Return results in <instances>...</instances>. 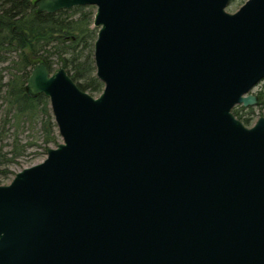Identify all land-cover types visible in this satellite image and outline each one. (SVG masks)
I'll use <instances>...</instances> for the list:
<instances>
[{"label": "water", "instance_id": "obj_1", "mask_svg": "<svg viewBox=\"0 0 264 264\" xmlns=\"http://www.w3.org/2000/svg\"><path fill=\"white\" fill-rule=\"evenodd\" d=\"M34 0L94 8L93 97L35 63L61 142L0 185V264H264V0Z\"/></svg>", "mask_w": 264, "mask_h": 264}, {"label": "trees", "instance_id": "obj_2", "mask_svg": "<svg viewBox=\"0 0 264 264\" xmlns=\"http://www.w3.org/2000/svg\"><path fill=\"white\" fill-rule=\"evenodd\" d=\"M34 0H0V142L8 131H13L11 151L2 152L0 158L12 161L23 156L25 149L35 147V142L19 146L21 131L39 126L46 154L58 142L57 128L43 95L31 98L25 84L35 63L45 62L50 70L62 68L77 87L97 96L103 84L95 77L93 43L97 30L92 28L94 9L76 7L55 14L38 13ZM264 97L262 94L259 99ZM234 114V113H233ZM238 120L248 126L249 118L235 113ZM2 174L13 172L5 169Z\"/></svg>", "mask_w": 264, "mask_h": 264}, {"label": "rangeland", "instance_id": "obj_3", "mask_svg": "<svg viewBox=\"0 0 264 264\" xmlns=\"http://www.w3.org/2000/svg\"><path fill=\"white\" fill-rule=\"evenodd\" d=\"M246 1L247 0H231L230 4L226 9L227 12L229 13L236 12ZM4 66L5 65H0V70H2V76H5L7 73V71L3 68ZM251 94L255 95L258 99V102L254 107L243 108L242 106H236L233 109L234 115L235 113H237L238 115L242 116V118H246V117L249 118L250 123L247 127L253 126L258 118L264 117V97H262L261 99L258 98L260 94H262V96L264 95V79L255 88L252 89ZM97 96H93V97H97ZM57 134H58V130H57ZM12 137H13V131L10 130L8 131L7 136H5V139H3L2 142H0V145L4 146V148L2 149L3 153L11 151ZM18 140H19V146H24L27 142H33V141L35 142L36 146L25 149L24 155L15 158L13 162L6 161L10 157L9 155L6 156L7 157L6 160L0 158V185H8L12 181L16 173H18L19 171L25 168L39 164L46 158V154L42 149L43 138L39 131V126L34 125L31 127V129L21 131L18 135ZM58 142L59 143L61 142V138L59 135H58ZM54 147L55 146H50L49 148H54ZM5 169L13 172V174L11 175L2 174V172Z\"/></svg>", "mask_w": 264, "mask_h": 264}]
</instances>
